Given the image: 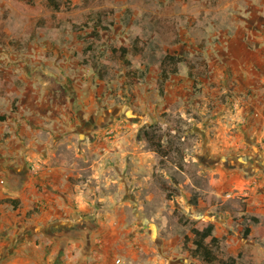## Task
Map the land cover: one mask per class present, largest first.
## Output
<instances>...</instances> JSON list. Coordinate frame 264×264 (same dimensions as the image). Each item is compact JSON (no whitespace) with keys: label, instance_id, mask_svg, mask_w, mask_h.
<instances>
[{"label":"rangeland","instance_id":"obj_1","mask_svg":"<svg viewBox=\"0 0 264 264\" xmlns=\"http://www.w3.org/2000/svg\"><path fill=\"white\" fill-rule=\"evenodd\" d=\"M45 1L0 0V84L4 88L44 80L63 84L76 73L77 63L82 75L91 78L95 97L99 98L95 112L103 116L116 111L115 120L111 117L110 122H100L101 131L111 134L110 140L84 143V155L77 158L84 166L79 180L85 183L81 187L87 194L83 201L87 208L85 220L91 221V216L98 220L92 225L118 226L122 234L124 228L140 229L141 241L149 246L147 256L160 259L162 239L171 251L189 253L183 250L182 241L184 234L192 233L178 220L184 214L214 222L217 235L225 236V255L242 251L241 264H264V223H247L241 218L243 204L245 211L250 202L249 207L256 208V202L248 198L249 191H256V165L237 167L253 157L254 147L264 150V81L259 84L264 73L257 70L264 65V43L256 39V85L244 88V55L227 54H232L238 41H222L219 36L211 41L174 40L167 32L174 30V19L164 14L162 0H61L57 11ZM209 1L214 6L207 14L212 30L222 26L225 12L217 7L219 0ZM102 6L105 23H123L135 15L137 29L126 31L114 25L110 33L101 30L100 39L85 28L78 37L72 24L81 23L89 12ZM135 30L140 34L143 53L136 55L130 46L128 58L131 66L147 69L144 76L128 74L130 67L109 50L126 40L131 43ZM260 33L264 34V0H256V38ZM91 41L96 54L103 56L101 63L96 62L97 69L81 62L82 48ZM200 47L205 48L201 53L197 52ZM166 51H175L184 61L161 94L158 65ZM10 96L8 89L4 90L0 102L8 101ZM247 119L249 124L253 121L249 131L244 126ZM151 123L164 129L174 128V124L180 127L179 133L176 129L171 133L178 134L174 139L181 154L171 153L165 165L159 163L160 156L142 136L143 128ZM99 142L106 144L99 146ZM61 151L66 159L75 158L66 147ZM239 151L252 152L243 157ZM164 182L173 190L170 198ZM193 195L197 196L196 203L192 202ZM38 209L33 205L34 211ZM230 218L232 228L225 233ZM245 224L254 227L247 238L242 237ZM129 232L134 235L131 229ZM23 233L31 236L28 229ZM32 243V247H18L17 242L4 247L0 244V264H21L13 260L18 257H28L29 264H47L45 234L37 235ZM198 264L205 263L199 260Z\"/></svg>","mask_w":264,"mask_h":264},{"label":"crops","instance_id":"obj_2","mask_svg":"<svg viewBox=\"0 0 264 264\" xmlns=\"http://www.w3.org/2000/svg\"><path fill=\"white\" fill-rule=\"evenodd\" d=\"M209 2L211 1L162 0L160 7L165 10L164 14L174 19V30L167 32L176 41L185 38L191 41H211L218 36L222 41H238L237 46L232 48V54L229 51L225 53L230 56L239 53L244 55L242 83L244 88L255 86L256 39L264 43V34L260 33L256 38V0H219L217 7L225 12V16L221 21L222 26L212 30L208 26L212 22L208 21L207 14L214 6ZM102 7L98 11L105 9ZM202 11H205L204 16L201 15ZM114 25L124 27L126 31L137 29L135 15L126 18L123 23L114 22L110 26ZM127 35L125 34L124 39ZM139 35L135 30L130 38H140ZM204 50L205 48H197L200 53ZM169 53L178 54L175 51ZM221 53L224 55V52ZM79 66L74 64L76 73L63 84L47 80L31 81L24 86L13 85L8 88H4L3 83L0 84V98L6 89L8 95H11L8 101L6 99L4 103L0 102L1 246L17 242L18 247L20 244L22 247H32L35 237L45 234L43 248L47 264H198L199 260L189 253L182 254L178 250L168 249L171 246H167L164 239L160 241L163 251L159 252L160 259L148 257L149 246L141 241L142 232L139 233L140 229L136 230L134 226L124 228L125 232L122 234L115 225H92L98 220L91 216L89 219L95 221L91 223L87 220L89 223L84 224L87 208L83 201L87 194L81 187L85 183L79 180V173L84 170V166L78 163L77 158L84 155V143L91 145L94 139L102 138L110 140L111 134L106 135L105 131H101L100 122H106V119L110 122L111 117L115 120L116 111L103 116L95 112L100 106L97 101L99 98L95 97L91 78L83 76ZM262 66L257 67L259 74L264 73V65ZM260 78L264 79V75ZM263 81L260 80L259 84ZM57 96H62L64 100H59ZM86 102L90 106H85ZM249 121L247 119L244 123L248 131L253 128V121L251 124ZM3 137L5 139L2 141ZM105 144L99 142V146ZM63 147L75 154L73 160L64 157L61 151ZM254 148L253 157L244 159L243 164L237 167L248 168L247 163L256 165V191L248 193V198L254 200L253 204L256 202V208L252 206L255 208L252 210L250 202L246 211H254L251 214L260 218L257 223L260 225L264 223L261 219V215H264V150H259L257 146ZM239 152L245 157L252 151ZM5 198L13 199L18 205L14 207L11 202L4 201ZM33 205L39 209L34 211ZM30 210L33 212L30 213ZM228 220L223 231L225 233L229 227L232 228V218ZM215 227L214 224V233L217 235ZM250 228L254 233V227ZM27 229L31 236L23 233ZM130 229L134 235H128ZM116 258H120L119 263H116ZM13 260L15 263H30L28 257Z\"/></svg>","mask_w":264,"mask_h":264},{"label":"trees","instance_id":"obj_3","mask_svg":"<svg viewBox=\"0 0 264 264\" xmlns=\"http://www.w3.org/2000/svg\"><path fill=\"white\" fill-rule=\"evenodd\" d=\"M47 5L52 7L54 10L60 9L61 0H46ZM106 11H96L89 12L86 17L79 24H72V28L78 32L77 36L81 37L79 32L85 28H90L91 36L101 39V30H106L108 33L111 32V24L113 20H110L108 23L104 22V16H106ZM140 38L135 36L131 43H121L115 46L110 47L111 54H118V59L122 62L123 65L130 67L128 74L133 76L139 74V76H144L147 72V69H139L135 66H131L132 63L128 58V53L130 46L135 51L136 55H141L143 53V48L139 44ZM94 43L91 41L87 43L82 49L83 58L81 60L83 65L90 66L91 68L97 69V63H101L100 59L103 57L102 54H96L94 49ZM184 61L182 55L173 54L166 52L160 59L158 65V77L157 85L159 92L164 93L165 83L169 79L171 74H176L179 71V63ZM98 71V76L101 77L100 70ZM189 75L194 77L193 72L189 70ZM178 130L180 132V127L177 124H174V128H162L160 124L151 123L145 126L142 130V136L146 140L149 148L160 156L159 163L161 165L166 164V158L173 152L180 153L181 147L178 145L177 141L174 138H177V133L172 134V130ZM181 154V153H180ZM164 187L166 189V196L168 198L173 196V190H169V187L164 182ZM4 201H9L13 204L14 207L18 205V202H15L13 199L5 198ZM192 202H197V196L193 195ZM245 204H243V213L241 218L245 222L258 223L260 218L254 214H248L245 212ZM33 210H30L32 213ZM178 220L189 227L192 235L184 234L182 241L183 250H187L189 254L201 260L205 264H241L242 262V251H239L237 254H228L225 255L223 251V246L225 242V236H218L214 233V223L208 220H197L189 218L188 216L181 214L178 216ZM251 232V228L248 224H245L242 230V237L247 238Z\"/></svg>","mask_w":264,"mask_h":264},{"label":"built area","instance_id":"obj_4","mask_svg":"<svg viewBox=\"0 0 264 264\" xmlns=\"http://www.w3.org/2000/svg\"><path fill=\"white\" fill-rule=\"evenodd\" d=\"M116 263H119L120 262V258H116Z\"/></svg>","mask_w":264,"mask_h":264},{"label":"flooded vegetation","instance_id":"obj_5","mask_svg":"<svg viewBox=\"0 0 264 264\" xmlns=\"http://www.w3.org/2000/svg\"><path fill=\"white\" fill-rule=\"evenodd\" d=\"M90 222L92 223L93 221H90ZM88 223H89V222H88L87 220H85V223H84V224L87 225Z\"/></svg>","mask_w":264,"mask_h":264}]
</instances>
